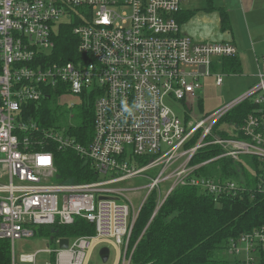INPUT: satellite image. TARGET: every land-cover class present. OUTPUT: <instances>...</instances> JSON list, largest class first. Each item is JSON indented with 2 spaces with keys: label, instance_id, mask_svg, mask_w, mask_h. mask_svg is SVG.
Listing matches in <instances>:
<instances>
[{
  "label": "built area",
  "instance_id": "obj_1",
  "mask_svg": "<svg viewBox=\"0 0 264 264\" xmlns=\"http://www.w3.org/2000/svg\"><path fill=\"white\" fill-rule=\"evenodd\" d=\"M185 1L0 0V240L11 244L10 264H41L42 253L53 257L46 264H89L103 245L115 248L116 264H132L133 229L154 192L159 191L156 215L179 187L197 188L218 204L248 190L233 179L204 172L222 160L238 164L256 158L258 170L246 167L264 193V71L257 86L196 118L201 78L212 75L215 61L235 58L238 50L229 42L198 43L184 36L176 15ZM74 18L83 22L74 29L76 61L51 62L59 28ZM216 84L223 86L222 75H216ZM71 94L81 108L96 96L89 146L72 136L75 126L43 128L27 108ZM169 101L185 105V121ZM248 101L258 107L255 114L241 126L227 122L226 129L219 128ZM51 144L91 162L100 180L54 183L55 156L45 151ZM159 168L157 177L147 175ZM145 176L151 184L136 210L128 192L141 189L116 186ZM162 183L170 185L165 194ZM77 218L94 225L95 236L66 238L69 247L61 249L65 238L52 234L46 250L16 260V241L36 238L41 227L73 225ZM261 250L264 228L233 240L229 253L239 260L236 264H262Z\"/></svg>",
  "mask_w": 264,
  "mask_h": 264
},
{
  "label": "trees",
  "instance_id": "obj_2",
  "mask_svg": "<svg viewBox=\"0 0 264 264\" xmlns=\"http://www.w3.org/2000/svg\"><path fill=\"white\" fill-rule=\"evenodd\" d=\"M206 10L218 11L221 15L222 29L224 31L231 29L230 15L226 9L216 8L213 0H208ZM193 15L192 11L182 17L176 15L177 21L179 24L184 23ZM81 23L83 22L74 18L71 23L61 25L55 37L56 50L50 58L51 62L76 61L79 41L74 29ZM221 68L225 73L242 72L238 57L224 59L221 65L214 69ZM95 100L94 95L88 100L86 108H81L82 123L70 131L76 141L83 146H89L93 139ZM54 102L46 99L27 106L34 113V121L43 128L55 126L58 116L53 107ZM257 108L252 101L245 102L225 117L220 125L229 122L241 126L250 114H255ZM45 148V151H50L55 156L58 170L55 179L58 183L81 184L100 180V175L95 172L91 162L75 151L61 150L57 144ZM211 156L212 153L208 154L206 159ZM246 165L258 170L260 163L251 157L244 158L243 162L238 164L222 160L204 171L217 179H233L241 186L248 187L246 192H239L235 197H225L219 204L197 188L179 187L154 215L157 196L152 194L153 197L142 207L133 229L129 247L130 252L135 249L132 264L238 263L239 260L229 253L232 241L264 228V193L258 190V178L250 175ZM217 166L220 170L219 178L212 173ZM242 172L245 178L241 176ZM55 228L57 237L60 238L75 239L93 237L96 234L95 226L82 218H77L73 225H56ZM47 233L52 236L51 228ZM259 254L263 260L264 250ZM10 262L11 244L7 240H0V264Z\"/></svg>",
  "mask_w": 264,
  "mask_h": 264
},
{
  "label": "crops",
  "instance_id": "obj_3",
  "mask_svg": "<svg viewBox=\"0 0 264 264\" xmlns=\"http://www.w3.org/2000/svg\"><path fill=\"white\" fill-rule=\"evenodd\" d=\"M213 3L216 8H224L229 12L231 29L226 31L222 29L221 15L218 11L206 10L208 0H186L177 16L182 17L190 11L194 12V15L180 24L182 34L198 43L229 42L234 44L238 50L237 57L241 62L242 72L233 74L223 72L222 68L215 70L214 68L217 65L219 67L224 61L221 59L214 62L212 66L213 75L211 76H243L246 79L244 88H248L247 91L251 90L257 86L260 80L259 75L264 71V65H262L264 57V38L262 35L264 32V0H213ZM204 78L208 77H203L201 80ZM199 98L198 105L202 111L203 98L200 96Z\"/></svg>",
  "mask_w": 264,
  "mask_h": 264
},
{
  "label": "rangeland",
  "instance_id": "obj_4",
  "mask_svg": "<svg viewBox=\"0 0 264 264\" xmlns=\"http://www.w3.org/2000/svg\"><path fill=\"white\" fill-rule=\"evenodd\" d=\"M64 21L65 20L62 19L60 23H64ZM262 35L264 38V32H262ZM212 75H213V72H212ZM245 80L246 79H244L243 76L225 75L224 85L223 87L219 88L217 87V85H215L216 77L211 76V77L202 79L201 84L203 88L200 91H198L197 94L203 98V108H202V111H200L199 107L195 108L196 118L200 120L202 119L203 115H208L212 112L217 111L223 105L230 103L236 98H238L240 95H242V93L248 92L249 91V90L247 91L248 88H244ZM53 100L55 101L53 107L56 112V115L58 116L57 120L55 121L56 122L55 125L70 127V126H77L82 123L81 103H80L79 98L76 95L71 94V95L61 98L58 101L56 100V98H53ZM167 104L172 110L175 111V113L183 121H185V105L183 103L169 101ZM71 105H77L78 107L76 106L74 109H70L68 106H71ZM219 128L226 129V125L221 124ZM206 156L203 158L204 160L206 159ZM134 164L138 165L139 162L135 161ZM218 168L219 166H217V168L212 170V173L216 174L219 178L218 173H220V170ZM160 171L161 169L159 168V169L148 172L147 175L155 178L158 176ZM241 176L245 178V175L243 172ZM224 179L226 178H221L220 180H224ZM54 183H58L56 179L54 180ZM150 184H151L150 180L148 179L147 176H145V177L136 179L134 181H127L120 185L118 184L116 188L121 189L122 187L128 190L141 189L139 191L128 192V196L131 199L133 206L136 208V210L137 209L139 210L147 195V190H145L144 188L149 186ZM169 186L170 185L167 183H162L160 185L161 192L165 194ZM158 193L159 191L158 192L156 191L153 193V195L155 194L157 196V201L159 198ZM153 195L150 198H152ZM42 228H44L45 230H40L39 235L36 238L16 241L15 256H16L17 261H19L22 255L35 254L37 252L44 251L47 249L49 240H51V236L47 233V230L49 229V227H42ZM104 247L110 248V251H111V257L107 264H116V259H117L116 250L112 245H107V246L103 245L97 248V250H95V252L93 253L91 257L89 264H105L102 261L101 256H100V251ZM50 248L51 250H56L57 245L54 242H51ZM53 261H54L53 257H51V255L46 254V253H42L38 257V262H41V264L51 263Z\"/></svg>",
  "mask_w": 264,
  "mask_h": 264
},
{
  "label": "water",
  "instance_id": "obj_5",
  "mask_svg": "<svg viewBox=\"0 0 264 264\" xmlns=\"http://www.w3.org/2000/svg\"><path fill=\"white\" fill-rule=\"evenodd\" d=\"M202 70H204V68H202ZM51 233L52 234H56L57 233V231H56V229H54V228H52L51 229ZM69 239H62L61 241H60V248L61 249H67L68 247H69ZM110 255H111V251H110V248H108V247H104V248H102L101 249V251H100V256H101V259H102V261L105 263V264H107L108 262H109V260H110Z\"/></svg>",
  "mask_w": 264,
  "mask_h": 264
}]
</instances>
